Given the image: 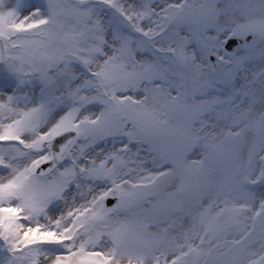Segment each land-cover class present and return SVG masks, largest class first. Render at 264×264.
<instances>
[{
  "label": "snow or ice",
  "instance_id": "6c2138e0",
  "mask_svg": "<svg viewBox=\"0 0 264 264\" xmlns=\"http://www.w3.org/2000/svg\"><path fill=\"white\" fill-rule=\"evenodd\" d=\"M0 264H264V0H0Z\"/></svg>",
  "mask_w": 264,
  "mask_h": 264
}]
</instances>
